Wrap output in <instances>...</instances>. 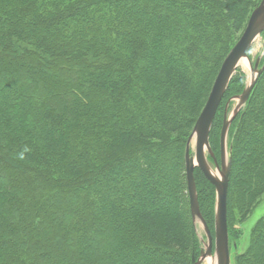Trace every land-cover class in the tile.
Listing matches in <instances>:
<instances>
[{"label":"trees","instance_id":"trees-1","mask_svg":"<svg viewBox=\"0 0 264 264\" xmlns=\"http://www.w3.org/2000/svg\"><path fill=\"white\" fill-rule=\"evenodd\" d=\"M259 1L0 0V264H191L186 140ZM244 83L212 122L217 158ZM227 136L244 219L264 195V70ZM234 261L264 264V215Z\"/></svg>","mask_w":264,"mask_h":264},{"label":"water","instance_id":"water-1","mask_svg":"<svg viewBox=\"0 0 264 264\" xmlns=\"http://www.w3.org/2000/svg\"><path fill=\"white\" fill-rule=\"evenodd\" d=\"M264 30V0H260L251 10L246 24L238 39L224 57L218 72L213 80L206 101L195 120L192 131L186 140L184 151V170L186 180V191L188 195L189 210L192 221L196 218L201 222L205 235V250H200L197 260L192 256L191 264H200L205 258L215 254L216 264H230V247L227 227V190L231 171V151L227 149L226 138L233 118L237 113L228 117L225 109L219 132V157L214 155L209 144V133L217 109L227 90L229 82L237 70L240 62L245 60L251 71V78L240 94L234 95L227 100H238V107L245 105L250 94L264 70V63L258 67L257 58L252 65L248 52L252 43ZM194 139V154L190 151V143ZM227 149V150H226ZM206 154L211 158L216 174L209 166ZM199 169L206 180L214 187L216 204L214 215L213 234L208 228L200 213L194 170Z\"/></svg>","mask_w":264,"mask_h":264},{"label":"rangeland","instance_id":"rangeland-1","mask_svg":"<svg viewBox=\"0 0 264 264\" xmlns=\"http://www.w3.org/2000/svg\"><path fill=\"white\" fill-rule=\"evenodd\" d=\"M248 56H249V59L252 65L255 63L257 58L259 59L258 67H260L264 63V30L260 33V35L252 43L251 48L248 52ZM245 64L246 65H239L237 70L235 71V73L240 72L245 75L244 87L246 86V84L249 82L251 78V71L248 66V63L246 62ZM241 108L238 107L237 99H232L228 104L227 103L225 104V109L227 110L228 117L237 113V111H239ZM226 145L228 149L229 148L228 147V136L226 138ZM194 148H195L194 139H192L190 143V151L192 152V154H194ZM206 156H207V161H208L210 168L216 174H218V172L214 168L211 158L207 154ZM200 187L202 188L203 186H200ZM210 201H211V206H212L211 207L212 209L211 216L213 220L212 228L214 229V215H215V204H216L215 190H214L213 195L210 198ZM263 215H264V195L258 199V201L256 202V205L253 207L251 212L244 219H241L237 209L230 207V209L228 210V214H227L228 239H229V247H230V264H235L234 259H235L236 254L243 252L247 248L251 230L256 224V222ZM189 216H190L191 225L193 226L195 237H196V243H197L196 247L199 248L198 254L195 257V260H197L200 256L199 254L200 250L201 249L205 250L207 240H206V235H205L201 222L197 218L194 221H192L190 210H189ZM200 264H216L215 254L205 258Z\"/></svg>","mask_w":264,"mask_h":264},{"label":"bare ground","instance_id":"bare-ground-1","mask_svg":"<svg viewBox=\"0 0 264 264\" xmlns=\"http://www.w3.org/2000/svg\"><path fill=\"white\" fill-rule=\"evenodd\" d=\"M245 63H246L245 60H243L240 62V65H246Z\"/></svg>","mask_w":264,"mask_h":264}]
</instances>
